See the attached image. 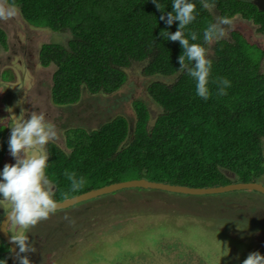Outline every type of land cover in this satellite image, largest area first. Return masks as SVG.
I'll return each mask as SVG.
<instances>
[{
    "label": "trees",
    "instance_id": "1",
    "mask_svg": "<svg viewBox=\"0 0 264 264\" xmlns=\"http://www.w3.org/2000/svg\"><path fill=\"white\" fill-rule=\"evenodd\" d=\"M13 2V0H10ZM196 4V18L185 33L198 34L193 43L204 44L203 31L217 16H239L264 33V9L251 0H209L215 7ZM24 20L36 27L65 34L67 42H49L40 50V63L54 66L52 101L72 108L84 91L92 95L119 91L135 66L150 80L146 96L161 112L155 116L149 102L137 100L135 125L123 115L99 129L67 127L65 147L48 145L46 175L54 183L56 201L129 177L194 187L250 182L264 175V73L262 52L240 31L232 41L222 39L210 49L213 61L205 101L196 95L195 82L178 71L183 49L167 40L162 30L175 33L179 21L167 26L160 16L172 11L173 0H14ZM8 34L0 27V52L7 49ZM258 50L256 55L252 50ZM217 77L231 81L227 95L217 96ZM163 78V79H160ZM171 79V81H168ZM1 102V101H0ZM0 161L6 148L1 137ZM130 137V138H129ZM83 176L85 186L70 192L65 171ZM1 172V168H0ZM3 245V248H2ZM8 244H0V260H9ZM97 257V251L86 252ZM131 257V256H130ZM129 253H128V258ZM110 261L112 258H109ZM104 261L105 259H100ZM123 263L120 259H113ZM93 262V261H92ZM91 262V263H92Z\"/></svg>",
    "mask_w": 264,
    "mask_h": 264
},
{
    "label": "rangeland",
    "instance_id": "2",
    "mask_svg": "<svg viewBox=\"0 0 264 264\" xmlns=\"http://www.w3.org/2000/svg\"><path fill=\"white\" fill-rule=\"evenodd\" d=\"M19 12L18 8L13 19L0 20V27L8 34L7 49L0 52V126L8 130L7 143L21 107L26 119L33 111L43 112L46 120L55 124L59 138L49 142L46 150L50 143L65 147L67 127H76L85 119L94 117L91 126L119 115L133 120L134 103L140 99L149 102L154 122L161 109L146 96V85L155 78L143 77L139 66L129 71L127 84L117 92L90 95L84 91L81 101L72 108L55 105L51 87L56 69L53 65L40 66L38 52L44 43L65 44L69 37L32 26ZM232 19L234 28L225 39L232 41V32L240 31L257 45L264 73V34L239 16ZM251 50L259 55L252 46ZM4 72L9 74L7 79ZM18 101L23 103L21 107L16 106ZM34 154L38 152L28 150L29 156ZM2 157L1 172L5 164H15L9 145ZM11 208V203L0 196V223ZM246 228L254 231L250 234ZM10 229L15 234L22 231L13 222ZM27 235L37 249L28 254L32 264H115L113 259L125 261L117 264H242L249 247H258L264 255V194L240 190L187 195L160 189H123L58 210L30 227ZM226 247L230 251L224 256ZM94 249L97 257L86 254L90 250L94 253ZM128 253L131 257L127 259ZM5 255L9 258V250Z\"/></svg>",
    "mask_w": 264,
    "mask_h": 264
},
{
    "label": "clouds",
    "instance_id": "3",
    "mask_svg": "<svg viewBox=\"0 0 264 264\" xmlns=\"http://www.w3.org/2000/svg\"><path fill=\"white\" fill-rule=\"evenodd\" d=\"M156 8L164 12L157 0H152ZM204 9L211 10L215 3L209 0H200ZM18 8L10 0H0V20L8 21L16 17ZM196 4L190 0H173L172 11L160 16L167 26L179 21L178 30L170 33L162 30L160 35L167 40L178 41L183 53L178 57L181 73H186L195 82L196 95L207 101L212 95L209 83L213 61L208 58L210 49L204 45H212L228 37L229 31L234 28V21L227 16H217L215 22H211L203 31V42L197 41L198 34L194 31L185 33V29L196 18ZM211 83L216 85L217 96L227 95V89L231 87V81L226 77H217ZM23 103L17 102V107ZM11 108H8L9 111ZM12 110V109H11ZM59 138L55 124L46 120L43 112L30 113V118H25V110L21 107V114L14 126L11 127L8 141L10 155L15 159V164H5L0 172V196L12 205L9 219L22 231L11 236V242L19 249H10V254L15 252L17 264H32L28 254L37 251L33 242L29 241L27 231L30 227L47 220L51 214L57 211L58 203L54 199L53 184L46 175L49 155L46 146L49 142ZM38 152L29 156L28 150ZM64 175L71 182L70 192L81 190L86 180L83 176L77 177L75 172L65 171ZM68 198V193L63 194ZM68 219V217H65ZM226 247L224 256L229 254ZM23 254V255H22ZM10 261V260H9ZM0 264H7V260H0ZM242 264H264V255L259 251L248 254Z\"/></svg>",
    "mask_w": 264,
    "mask_h": 264
},
{
    "label": "water",
    "instance_id": "4",
    "mask_svg": "<svg viewBox=\"0 0 264 264\" xmlns=\"http://www.w3.org/2000/svg\"><path fill=\"white\" fill-rule=\"evenodd\" d=\"M125 117L129 119L130 131H132L135 125V115L133 117L134 118L133 120H130V118L127 116ZM113 118L114 117H107L103 122L101 123L99 122L97 125L91 126L92 120L94 119V117H92L89 119H85L82 123L77 124V126L84 127L85 129H89L90 131L93 129H99L103 124H105L107 121H110ZM129 188L160 189V190H164L167 192L187 194V195H211V194L213 195V194H221V193H227L231 191H240V190H251V191H256V192L264 194V184L261 182H255V181H250V182L240 181V182H232V183L224 184V185H215V186H208V187H194V186H188V185L173 184V183H168V182H163V181H155L147 177H141V178H133V179L110 183V184L77 194L75 196H71L67 199L59 200L57 201L58 203L57 211L72 207L76 204H79L85 201H89V200H92V199H95V198H98V197H101L107 194H111V193H114V192H117L123 189H129ZM10 211L11 209L5 214L0 224V237L9 244L10 249H15V251L18 252L19 249L16 247L15 244L11 242L12 234L9 232V224L11 222V220L9 219ZM8 264H17L15 252L11 253V258Z\"/></svg>",
    "mask_w": 264,
    "mask_h": 264
},
{
    "label": "flooded vegetation",
    "instance_id": "5",
    "mask_svg": "<svg viewBox=\"0 0 264 264\" xmlns=\"http://www.w3.org/2000/svg\"><path fill=\"white\" fill-rule=\"evenodd\" d=\"M255 2V1H254ZM257 2H258V4H259V6L261 7V8H263L264 9V0H257ZM20 13V12H19ZM28 24H30V23H28ZM31 25V24H30ZM32 26H34V25H32ZM36 27V26H35ZM261 34H264V33H261ZM45 44V43H44ZM43 46V45H42ZM42 46H41V48H42ZM41 48H40V50H41ZM40 50H39V52H38V58H39V64H40V66H42L43 68H47V67H44L41 63H40ZM50 67V66H49ZM8 73H6V72H4V74H3V77H4V79H7L8 78ZM127 84V83H126ZM52 86H53V84H52ZM51 89H52V87H51ZM52 92V91H51ZM52 98V97H51ZM0 101H1V96H0ZM0 130L2 131V130H4V132H5V142H6V148H7V145H8V143H7V129L4 127V126H0ZM6 148H5V151L3 152V156L5 155V153H6ZM3 158V157H2ZM3 161V160H2ZM2 163V162H1ZM255 182H261V183H263L264 184V175L262 176V178L260 177V178H258ZM5 216V215H4ZM3 220V219H2ZM2 220H1V222H2ZM210 220H214V221H218V220H215V219H210ZM218 222H220V221H218ZM220 223H224V224H226L225 222H220ZM1 224V223H0ZM10 224H11V222H10ZM10 224H9V232L12 234V235H16L15 233H13L12 231H11V229H10ZM208 227H211L210 225L208 226ZM235 227H239V225H237V226H235ZM214 228V227H213ZM223 229V228H222ZM247 229V231H248V233H250V234H252V232L254 231V230H252V229H250V228H246ZM220 231V230H219ZM3 242H6V241H4L1 237H0V244L1 243H3ZM7 243V242H6ZM8 244V243H7ZM258 246H260V244L258 245ZM257 249H258V247H256V248H252V247H249L248 248V251L251 253V252H254V251H257ZM8 250H9V252H10V246H9V244H8ZM8 250L6 251V252H8ZM260 250H261V248H260ZM239 253V252H238ZM237 253V254H238ZM236 254V255H237ZM23 255V254H22ZM10 258H11V254H10V256H9V258H8V260H10ZM239 257H237V258H235V260H237Z\"/></svg>",
    "mask_w": 264,
    "mask_h": 264
}]
</instances>
